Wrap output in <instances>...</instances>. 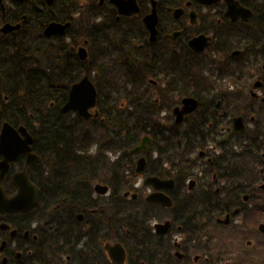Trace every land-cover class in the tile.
Instances as JSON below:
<instances>
[{
  "label": "flooded vegetation",
  "instance_id": "flooded-vegetation-1",
  "mask_svg": "<svg viewBox=\"0 0 264 264\" xmlns=\"http://www.w3.org/2000/svg\"><path fill=\"white\" fill-rule=\"evenodd\" d=\"M153 1L158 18L155 39H149L145 28L146 41H140L137 48L146 51L150 70L159 67L153 62V51L172 52L192 70L193 77L180 88L182 93L170 96L174 103L170 113L165 111L161 117L163 123L177 126L180 134L192 135L193 142L182 146L190 151L193 176L182 178L180 183L172 176H160L173 180L172 186L164 189L133 185V200L160 190L172 201L170 207L146 202L161 214L146 226L147 236L141 241L147 245L138 247L135 242L129 245L130 240L122 239L117 231L114 238L110 234L108 240L104 239L106 195L96 193L93 187L91 191L82 187L62 204L41 198L40 184L33 182L44 174L41 159L24 167L26 155L19 153L0 175V194L6 199L15 196L18 190L14 177L24 170L37 188V202L28 211H0V225L6 226H0V264H87L90 247L102 251L99 258L104 264H112L104 245L116 241L125 249L123 264H264V54H260L264 53V44L258 51L246 49L242 58V48L224 47V39L235 42L251 26L249 21H231L225 16L223 0L208 5L197 0H136L139 12L145 8L143 12L148 13ZM80 4L88 12L98 11L99 22L104 18L133 20L143 15H119L110 0H82ZM177 8L182 10L178 16L171 10ZM173 32L179 35L166 37ZM199 34L208 37L201 52L189 46V40ZM57 36L66 38L54 35L48 39ZM154 76L153 72L148 75V89L150 97L159 101L158 86L165 90L168 78L161 77L163 82L159 84ZM186 97L194 98L197 107L177 123L172 111ZM239 115L244 130L232 133L233 118ZM32 144L31 152L38 156ZM144 174L138 176L143 178ZM189 179L194 180L192 189ZM185 196L193 197V206H185ZM165 221L169 222L168 230L158 233L155 225Z\"/></svg>",
  "mask_w": 264,
  "mask_h": 264
},
{
  "label": "trees",
  "instance_id": "trees-1",
  "mask_svg": "<svg viewBox=\"0 0 264 264\" xmlns=\"http://www.w3.org/2000/svg\"><path fill=\"white\" fill-rule=\"evenodd\" d=\"M80 1L57 0L54 4L55 19L71 20L66 42L64 37L42 36V28L52 17L43 0L23 3L2 0L4 12L0 5V24L21 22V27L8 35L0 34V128L7 121L15 127L24 125L32 132V147L45 169L42 178H33V182L40 184L41 198L49 202L62 204L84 186L91 191L98 175L106 173V179H100L111 188L104 205V239L108 240L110 234L114 238L113 232L117 231L122 239L130 240L129 245L135 242L138 247H145L147 243L141 240L147 236L146 226L161 210L139 202L140 199L126 200L121 196V192L131 188L130 176L135 173L136 155L128 150L148 134L151 140L145 155L147 174L172 176L177 183L193 175L190 151L182 146L192 140V135L180 134L177 126L163 123L160 116L169 112L174 104L170 96L182 93V86L193 77L192 70L176 54L159 51H153V62L159 63V67L150 70L147 58L137 61L134 53L145 38L139 18V28L135 24L137 18L119 21L104 18L99 22L98 11L88 12ZM240 1L252 9L251 28L238 36L237 41L231 35L235 42L224 39V47L242 48L239 57L242 58L246 49L258 51L264 44V3ZM84 14L86 25L73 32L76 15ZM131 22L139 31L134 36L130 33ZM31 29L37 31L33 36L29 33ZM114 32L120 36L117 45L111 39ZM84 42L88 55L80 60L71 47ZM134 42L136 45L131 47L134 50H127L126 46ZM152 72L159 76H154L159 84L163 77L168 78L165 90L158 86L159 101L149 94L146 78ZM84 74L91 77L97 89L99 113L87 121L76 114L60 112L71 84ZM92 147L95 151L89 152ZM109 153L116 154L113 162H108ZM184 201L185 206L194 205L190 196H185ZM101 252L90 247L88 263L104 264L99 258Z\"/></svg>",
  "mask_w": 264,
  "mask_h": 264
},
{
  "label": "water",
  "instance_id": "water-1",
  "mask_svg": "<svg viewBox=\"0 0 264 264\" xmlns=\"http://www.w3.org/2000/svg\"><path fill=\"white\" fill-rule=\"evenodd\" d=\"M23 2L24 0H17ZM55 0H44L48 12L55 16L52 9ZM202 4H211L219 0H197ZM226 3L225 16L229 17L231 21L241 19L242 21H248L251 16V10L240 4L238 0H224ZM116 6L119 15L130 16L139 12L140 8L136 0H110ZM3 9V6H2ZM174 15L178 16L181 14V9H171ZM194 16V13L190 15ZM157 11L155 7V1H153L151 10L149 13L142 17V21L149 32V39L152 41L156 36V25H157ZM193 22V20H191ZM70 26V21L65 23L58 22L55 20L50 21L43 28V35L51 37L54 35H64L67 28ZM20 28V23L12 24L9 22L4 23L0 27V32L7 34ZM179 32H173L167 34V38H176ZM208 44V37L204 34L193 36L189 40V45L195 51H202ZM238 51H234L233 54H237ZM77 55L81 60L87 57V50L84 46L77 48ZM264 68V63H263ZM259 82L256 83L258 85ZM96 97L97 90L95 85L91 81L88 75L82 76L78 81L74 82L68 92L67 100L62 105L61 113H67L70 111L76 112L80 117L88 119L90 117H97L98 111L96 109ZM197 107V101L192 97H186L181 100V106H176L172 113L175 116L177 123L182 122L185 113L192 112ZM93 111V112H92ZM233 130L232 133H240L244 130V124L242 117L236 116L233 118ZM32 142L31 135L28 133L26 127L19 126L15 128L8 122L2 124L0 130V153L3 155V160L0 161V175H3L7 169L9 162L14 160L19 153L26 155L25 166L27 167L32 163L40 161V157L31 152L30 144ZM149 142V136L145 135L140 143L131 149L130 153L145 152L147 150V143ZM145 157L141 156L136 162V171L140 172L144 169ZM173 183L172 179H161L157 176H146L143 180L144 185H153L156 189H162L171 187ZM194 180L190 181L189 188H192ZM14 184L17 187V193L11 199H6L4 195L0 194V211H28L34 207L37 202V188L28 180L25 171H21L14 177ZM94 189L97 193L104 194L107 191V186L102 184H96ZM127 193H125L126 195ZM132 197H136L132 194ZM148 202H156L163 206H171L172 201L170 197L165 195L161 191H155L149 193L146 196ZM6 227L5 225H0ZM158 233H164L168 230L169 222L158 223L155 225ZM105 251L112 264H123L125 261V249L121 243L116 242L110 244L109 242L104 245Z\"/></svg>",
  "mask_w": 264,
  "mask_h": 264
},
{
  "label": "rangeland",
  "instance_id": "rangeland-1",
  "mask_svg": "<svg viewBox=\"0 0 264 264\" xmlns=\"http://www.w3.org/2000/svg\"><path fill=\"white\" fill-rule=\"evenodd\" d=\"M86 23H87V20H86V14H84V15H76V22H75V24H74V29L75 30H73V32H76V31H81V30H77V29H82L85 25H86ZM106 23V22H105ZM135 23V22H134ZM137 26H136V28H139V25H138V18H137V23H135ZM1 25V24H0ZM130 25L133 27V29L131 30V35H135V34H137L139 31H138V29H134V24L131 22L130 23ZM253 29V28H252ZM37 32V31H36ZM35 29H31V30H29V33H30V35L31 36H33V35H35ZM119 35H117L115 32L111 35V39L113 40V42L115 43V45H117L116 44V42L119 40ZM215 40V39H214ZM65 41L66 42H69V38H66L65 39ZM130 43H132V42H130ZM128 44V47L126 46V48H127V50H129V51H131L130 50V48L132 47V46H135L136 45V42H134L133 43V45L132 44ZM214 44L217 46L218 45V43L215 41L214 42ZM162 46H163V44H162ZM133 48V47H132ZM131 48V49H132ZM132 50H134V49H132ZM165 50V47H162V50L161 51H164ZM134 53H135V56H136V58H137V61H140L141 60V62L145 59L146 60V51L144 52V51H142L141 49H135L134 50ZM144 53V54H143ZM217 62H220V60H217ZM148 80V77L146 78V81ZM170 113V112H169ZM163 115H166L164 112L162 113V114H160V116H163ZM92 149H93V151H95V147H92ZM115 157H116V154H114V153H110L109 154V160H108V162H113L114 161V159H115ZM194 170V169H193ZM98 177H99V179H98V181H100V179L101 180H105L106 179V177H107V174L106 173H104V172H101L99 175H98ZM130 180H131V188H130V190L131 191H133V186L132 185H136V186H141L142 187V177H140V176H138V175H135V173H134V176L132 175V176H130ZM133 181V182H132ZM100 182H102V181H100ZM102 184H105L104 182H102ZM143 189H145V188H143ZM193 196V195H192ZM191 196V197H192ZM155 221H157V220H155ZM155 221H153V222H155Z\"/></svg>",
  "mask_w": 264,
  "mask_h": 264
}]
</instances>
